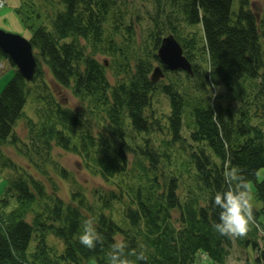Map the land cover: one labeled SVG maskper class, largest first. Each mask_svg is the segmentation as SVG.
I'll list each match as a JSON object with an SVG mask.
<instances>
[{"label": "trees", "instance_id": "obj_1", "mask_svg": "<svg viewBox=\"0 0 264 264\" xmlns=\"http://www.w3.org/2000/svg\"><path fill=\"white\" fill-rule=\"evenodd\" d=\"M251 1L24 3L38 23L28 39L37 62L33 80L26 82L0 50V62L14 68L0 92V264H85L91 258L108 264L105 253L117 238L145 250L147 261L137 264H203L198 258L225 264L233 240L259 249L264 0L260 15ZM167 34L178 41L192 75L164 70L165 79L153 83L156 52ZM42 65L81 102L78 110L43 92ZM36 80L43 91L34 97L35 119L26 118L23 142L13 129ZM215 88L222 89L209 95ZM162 102L166 112L157 114L154 103ZM11 143H20L24 165L3 152ZM54 148L78 156L102 186L88 196ZM226 162L243 170L250 195L263 204L252 205L255 226L244 238L213 229L219 209L212 202L227 188ZM90 218L104 237L93 250L79 243ZM256 261L264 264L261 248Z\"/></svg>", "mask_w": 264, "mask_h": 264}, {"label": "rangeland", "instance_id": "obj_2", "mask_svg": "<svg viewBox=\"0 0 264 264\" xmlns=\"http://www.w3.org/2000/svg\"><path fill=\"white\" fill-rule=\"evenodd\" d=\"M5 4L0 8V29L13 34H18L26 39H29L32 35L33 31L38 27L37 20L31 19L32 17L29 12L26 10V6L24 3L27 2V6H30L32 3L40 2V0H4ZM251 8L257 15H260V8L262 5L261 0H252ZM237 5L234 2L232 10H236ZM99 60H103V57H98ZM43 78L47 83V91H50L57 101L65 105L67 108H71L74 110H78L81 107V102L72 95L71 91L67 88L59 87L55 84L52 76L50 74V70L42 65ZM14 74V68L11 66L8 60L0 62V92L4 88V86L10 81ZM108 76L110 73L108 71ZM165 79V78H164ZM163 79V80H164ZM40 82L38 80L34 81L31 84V91L27 94V100L25 106L23 108V116L18 119L13 132L23 141L26 140V128L25 122L26 118L35 119L34 115V97L39 92L42 93L41 87H38ZM222 88H215L209 90V95H218ZM158 95V94H156ZM167 105L165 102H162V107L159 104L154 103V109L157 114L165 113ZM20 143H11L10 146H3V152L9 156L15 163L24 165V158L22 154L19 152ZM53 154L58 159V161L70 171L75 180L80 183L85 193L89 196V193L100 186H102V181L99 177L91 176L87 173L85 168L83 167L81 160L78 156L60 150L59 148L53 149ZM264 179V169H260L257 173V180L262 181ZM5 185V182H4ZM251 203L255 207H259L263 205L259 201L255 199V197L251 194ZM52 237H49L51 240ZM54 240L52 239V242ZM62 247V244H59ZM260 246L262 249V241L259 242V249H254L251 245L248 247L239 246L235 240H233L232 248L230 249V254L227 257L225 264H260L256 261V257L259 255ZM204 258V257H202ZM198 261L204 263L201 259ZM85 264H96L94 258H91L85 262Z\"/></svg>", "mask_w": 264, "mask_h": 264}, {"label": "clouds", "instance_id": "obj_3", "mask_svg": "<svg viewBox=\"0 0 264 264\" xmlns=\"http://www.w3.org/2000/svg\"><path fill=\"white\" fill-rule=\"evenodd\" d=\"M226 190L215 193L213 207L219 209V222L213 224V229L220 236L244 238L255 226V215L251 203L250 185L238 166H230L227 162L224 168ZM79 235V243L93 250L97 245L103 246L104 237L95 227L93 219H86ZM108 264H137L147 261L143 248L130 249L123 238H117L105 253ZM134 257V259H130Z\"/></svg>", "mask_w": 264, "mask_h": 264}, {"label": "water", "instance_id": "obj_4", "mask_svg": "<svg viewBox=\"0 0 264 264\" xmlns=\"http://www.w3.org/2000/svg\"><path fill=\"white\" fill-rule=\"evenodd\" d=\"M0 50L8 57L16 71L26 82L33 80L37 62L28 39L0 29ZM156 55L159 64L151 71V82L156 83L163 79L164 70H182L192 75L191 64L183 55L181 46L172 34H167L161 38ZM104 65H106L105 61Z\"/></svg>", "mask_w": 264, "mask_h": 264}, {"label": "built area", "instance_id": "obj_5", "mask_svg": "<svg viewBox=\"0 0 264 264\" xmlns=\"http://www.w3.org/2000/svg\"><path fill=\"white\" fill-rule=\"evenodd\" d=\"M3 5V0H0V7Z\"/></svg>", "mask_w": 264, "mask_h": 264}]
</instances>
